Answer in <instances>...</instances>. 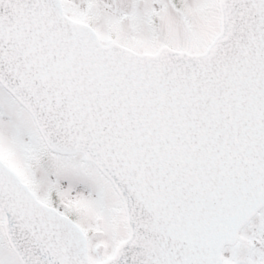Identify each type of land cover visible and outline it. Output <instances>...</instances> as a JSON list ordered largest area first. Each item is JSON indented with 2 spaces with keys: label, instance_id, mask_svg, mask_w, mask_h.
<instances>
[{
  "label": "snow or ice",
  "instance_id": "1",
  "mask_svg": "<svg viewBox=\"0 0 264 264\" xmlns=\"http://www.w3.org/2000/svg\"><path fill=\"white\" fill-rule=\"evenodd\" d=\"M0 264H264V0H0Z\"/></svg>",
  "mask_w": 264,
  "mask_h": 264
}]
</instances>
